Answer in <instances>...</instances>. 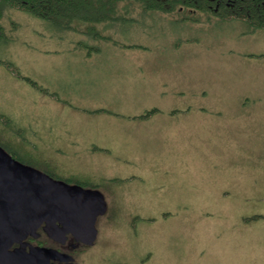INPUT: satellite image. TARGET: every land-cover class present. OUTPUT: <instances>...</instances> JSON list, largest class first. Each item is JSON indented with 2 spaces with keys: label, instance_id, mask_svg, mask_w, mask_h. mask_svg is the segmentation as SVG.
Listing matches in <instances>:
<instances>
[{
  "label": "rangeland",
  "instance_id": "rangeland-1",
  "mask_svg": "<svg viewBox=\"0 0 264 264\" xmlns=\"http://www.w3.org/2000/svg\"><path fill=\"white\" fill-rule=\"evenodd\" d=\"M139 13L63 27L7 8L0 142L104 194L95 264H264V30L189 10ZM151 109L186 119L166 132L179 153L159 168H112L117 154L101 148L112 137L68 141L46 122L111 113L125 124ZM143 122L130 144L163 146L157 121Z\"/></svg>",
  "mask_w": 264,
  "mask_h": 264
},
{
  "label": "water",
  "instance_id": "water-1",
  "mask_svg": "<svg viewBox=\"0 0 264 264\" xmlns=\"http://www.w3.org/2000/svg\"><path fill=\"white\" fill-rule=\"evenodd\" d=\"M106 211L107 201L98 188L55 178L0 145V264H50L51 257L64 255L48 247L25 248V238L36 237L42 223L55 240L64 242L70 232L92 244L97 218Z\"/></svg>",
  "mask_w": 264,
  "mask_h": 264
},
{
  "label": "trees",
  "instance_id": "trees-1",
  "mask_svg": "<svg viewBox=\"0 0 264 264\" xmlns=\"http://www.w3.org/2000/svg\"><path fill=\"white\" fill-rule=\"evenodd\" d=\"M7 8L48 19L63 27L76 25L77 22H125L136 17L131 11L137 9L142 11L139 15L177 10L202 12L221 20L244 21L248 24L249 31L264 30V0H0V42L6 36L2 19ZM0 63L6 66L9 64L1 58ZM12 71L16 75L17 70ZM29 81L36 84L33 80ZM154 111L155 109L148 110L144 115ZM0 117L7 116L0 114ZM0 145L7 150V145L1 142Z\"/></svg>",
  "mask_w": 264,
  "mask_h": 264
},
{
  "label": "crops",
  "instance_id": "crops-1",
  "mask_svg": "<svg viewBox=\"0 0 264 264\" xmlns=\"http://www.w3.org/2000/svg\"><path fill=\"white\" fill-rule=\"evenodd\" d=\"M158 111L151 112L148 115L138 114L134 116L132 119H137L136 121L127 122L123 124L121 119L116 116V114L108 113L101 115H90V114H71V118L68 120L57 119V122L52 120L46 121L48 123V127H53L51 130L53 131L55 128L57 129L55 133H52V136L55 138H67L68 141L71 138L77 140L80 139L83 135L89 136H109L112 139L107 142L101 143L104 150H113L117 156L113 160H108V163L113 168H123V169H140L147 166L148 168H159L163 167L162 163H171L172 161L168 158L172 154L179 153L178 149V135L174 138H169L167 135V131L169 132H179L181 131V122L184 125L186 119L180 117H170L159 116ZM47 120V119H44ZM143 120H155L157 123L154 125L159 129L162 133H166V139L162 140L163 146L159 147H148L147 149H137L134 148L130 144V139L134 143V127L141 126L138 122H143ZM197 120V119H196ZM181 121V122H180ZM144 123V122H143ZM41 126V123H40ZM144 127V126H142ZM125 128V129H122ZM40 129V128H39ZM120 130H123L125 136L122 139H118L119 134L112 133H120ZM91 134H89L88 132ZM147 128L141 130V132H146ZM47 132V131H46ZM47 135L50 134L47 132ZM84 138V137H82ZM149 138V137H148ZM172 143V146H171ZM107 148V149H106ZM106 157H108L106 155ZM125 160H130L129 162H125ZM166 167H169L165 165Z\"/></svg>",
  "mask_w": 264,
  "mask_h": 264
},
{
  "label": "flooded vegetation",
  "instance_id": "flooded-vegetation-1",
  "mask_svg": "<svg viewBox=\"0 0 264 264\" xmlns=\"http://www.w3.org/2000/svg\"><path fill=\"white\" fill-rule=\"evenodd\" d=\"M99 218V216H98ZM97 218V220H98ZM97 226V221H96ZM38 235H29L25 238L24 244L27 250L30 246H41L56 249L58 252L64 254L55 258L49 259L50 264H95L94 259L98 254L89 248L92 244L84 243L83 241L76 239V237L68 232L66 234V240L64 242L58 241L50 237L44 230V223L37 228ZM98 236V233H97ZM97 238V237H96ZM18 244H14L16 246Z\"/></svg>",
  "mask_w": 264,
  "mask_h": 264
}]
</instances>
